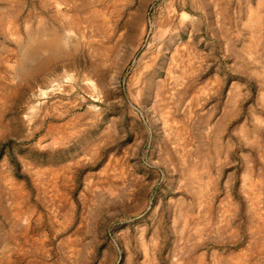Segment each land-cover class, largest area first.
Returning a JSON list of instances; mask_svg holds the SVG:
<instances>
[{
    "label": "rangeland",
    "instance_id": "374dc122",
    "mask_svg": "<svg viewBox=\"0 0 264 264\" xmlns=\"http://www.w3.org/2000/svg\"><path fill=\"white\" fill-rule=\"evenodd\" d=\"M0 264H264V0H0Z\"/></svg>",
    "mask_w": 264,
    "mask_h": 264
},
{
    "label": "bare ground",
    "instance_id": "6f19581e",
    "mask_svg": "<svg viewBox=\"0 0 264 264\" xmlns=\"http://www.w3.org/2000/svg\"><path fill=\"white\" fill-rule=\"evenodd\" d=\"M27 37L28 41L24 46H22L23 41L20 39L16 41L19 53L15 70L19 79L25 81L32 79L38 73L46 70L52 63L69 55V50L64 46L67 41L57 33L48 32L43 25L35 33H29ZM254 41L258 40L254 38ZM255 43L258 44V42ZM251 45L253 46V43ZM42 51L48 54L46 58L39 57ZM184 66L186 67H184V73L190 74L191 66L189 62L187 61Z\"/></svg>",
    "mask_w": 264,
    "mask_h": 264
}]
</instances>
